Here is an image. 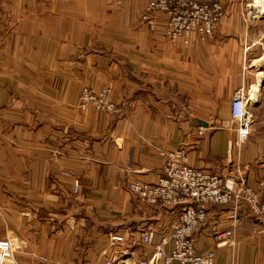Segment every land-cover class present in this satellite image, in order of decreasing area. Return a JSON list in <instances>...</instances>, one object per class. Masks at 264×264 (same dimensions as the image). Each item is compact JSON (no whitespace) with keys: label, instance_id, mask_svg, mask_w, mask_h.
I'll return each mask as SVG.
<instances>
[{"label":"crops","instance_id":"obj_1","mask_svg":"<svg viewBox=\"0 0 264 264\" xmlns=\"http://www.w3.org/2000/svg\"><path fill=\"white\" fill-rule=\"evenodd\" d=\"M149 1L0 0V238L27 250L20 264H104L144 229L158 244L175 212L139 203L128 184L154 183L160 153L264 183V0H220L213 37L187 43L165 37L162 14L152 30L140 22ZM106 86L114 115L77 105L82 87ZM240 88L251 125L238 151L229 106ZM231 228L233 245L215 249L214 233ZM193 239L214 264H264V218L245 204L210 207ZM152 253L136 244L127 258Z\"/></svg>","mask_w":264,"mask_h":264},{"label":"built area","instance_id":"obj_2","mask_svg":"<svg viewBox=\"0 0 264 264\" xmlns=\"http://www.w3.org/2000/svg\"><path fill=\"white\" fill-rule=\"evenodd\" d=\"M157 13L164 16L165 37L168 40L182 38L185 43L191 35L199 42L211 39L223 17L217 0H150L140 22L152 30ZM248 102L243 88L234 92L229 107L230 118L236 123V142L229 146L230 149L241 148L248 140L251 125ZM78 104L81 109L91 106L108 116L117 112L107 87L98 92L83 89ZM160 157L162 168L157 180L147 183L134 179L128 184V191L143 205L174 211L173 223L155 245L152 243L155 235L152 229L140 231L138 238H135V231H131L127 233L129 238L126 242L119 235H111L112 244L125 242L127 246L104 264H213L215 252L198 253L193 241V235L205 222L210 207L245 204L253 216L264 218V183L254 190L240 181L195 169L188 164L182 149L160 153ZM64 175L69 176V173ZM79 186V180L72 178L73 194L78 193ZM233 235V229L216 231L215 248L228 246ZM136 244L152 247L153 253L146 259L128 261V251ZM19 249V244L13 240L1 238L0 264H17L15 255Z\"/></svg>","mask_w":264,"mask_h":264},{"label":"rangeland","instance_id":"obj_3","mask_svg":"<svg viewBox=\"0 0 264 264\" xmlns=\"http://www.w3.org/2000/svg\"><path fill=\"white\" fill-rule=\"evenodd\" d=\"M219 3H220V5H221V7H222V10H223V15H224V6H223V3L220 1V0H217ZM140 20V19H139ZM218 28V27H217ZM214 35V34H213ZM107 87V86H106ZM104 88V87H103ZM107 88H109V87H107ZM83 89H88V90H91V89H89V88H87V87H82L81 88V90H80V92L83 90ZM110 89V88H109ZM101 90V89H100ZM99 90V91H100ZM91 91H93V90H91ZM111 91V90H110ZM80 92H79V94H78V97H79V95H80ZM94 92H98V91H94ZM111 99H112V95H111ZM113 101V100H112ZM114 103V102H113ZM77 105L79 106V104H78V98H77ZM116 106V105H115ZM88 107V106H87ZM91 107V106H90ZM93 108V107H92ZM94 109V108H93ZM95 110V109H94ZM96 111V110H95ZM97 112V111H96ZM99 113V112H98ZM240 148V147H239ZM239 148H237V147H235V149L236 150H238L239 151ZM74 195H76V194H74ZM202 226V225H201ZM231 229H233V234H234V228H231ZM221 230H225V229H221ZM226 230H228V229H226ZM195 234V233H194ZM215 234V233H214ZM0 237H2L1 235H0ZM6 237H8L9 239H11V240H13L15 243H17L14 239V235H12V234H10V233H8L7 235H6ZM1 239V238H0ZM110 239V238H109ZM233 239H234V235H233V238H232V240L230 241V244L228 245V246H223V247H220V248H224V247H230V246H232L233 245ZM193 241H194V239H193ZM111 242V241H110ZM213 242H214V235H213ZM18 244V243H17ZM194 244H195V241H194ZM20 246V249L19 250H17L16 251V255H15V261L16 262H18L19 264L20 263H23V262H26L27 260H28V255H27V250L26 249H24L23 247H22V249H21V244L19 245ZM214 247H216L215 246V243H214ZM220 248H215V249H220ZM214 251V250H213ZM215 252V251H214ZM214 264V263H213Z\"/></svg>","mask_w":264,"mask_h":264},{"label":"water","instance_id":"obj_4","mask_svg":"<svg viewBox=\"0 0 264 264\" xmlns=\"http://www.w3.org/2000/svg\"><path fill=\"white\" fill-rule=\"evenodd\" d=\"M199 123L202 124V125H205V123H202V122H200V121H199Z\"/></svg>","mask_w":264,"mask_h":264}]
</instances>
